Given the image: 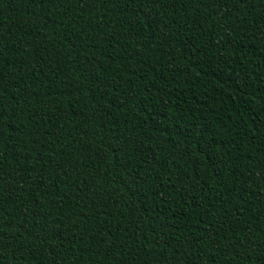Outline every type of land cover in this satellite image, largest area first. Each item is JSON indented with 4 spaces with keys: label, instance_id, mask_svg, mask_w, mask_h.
I'll list each match as a JSON object with an SVG mask.
<instances>
[{
    "label": "trees",
    "instance_id": "trees-1",
    "mask_svg": "<svg viewBox=\"0 0 264 264\" xmlns=\"http://www.w3.org/2000/svg\"><path fill=\"white\" fill-rule=\"evenodd\" d=\"M0 264H264V0H0Z\"/></svg>",
    "mask_w": 264,
    "mask_h": 264
}]
</instances>
